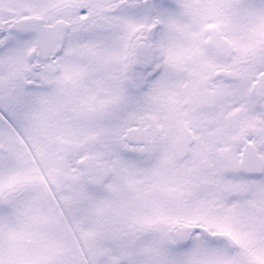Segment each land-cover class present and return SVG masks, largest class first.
<instances>
[{"label":"snow or ice","instance_id":"1","mask_svg":"<svg viewBox=\"0 0 264 264\" xmlns=\"http://www.w3.org/2000/svg\"><path fill=\"white\" fill-rule=\"evenodd\" d=\"M0 264H264V0H0Z\"/></svg>","mask_w":264,"mask_h":264}]
</instances>
